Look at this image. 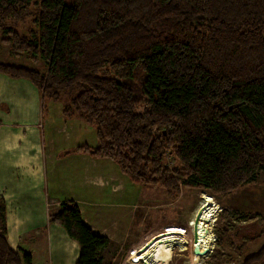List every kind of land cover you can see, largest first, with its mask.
Returning a JSON list of instances; mask_svg holds the SVG:
<instances>
[{
	"label": "trees",
	"instance_id": "16d2710c",
	"mask_svg": "<svg viewBox=\"0 0 264 264\" xmlns=\"http://www.w3.org/2000/svg\"><path fill=\"white\" fill-rule=\"evenodd\" d=\"M0 34L14 57L46 66L0 62V73L28 79L42 111L64 94L63 116L96 127L97 145L70 151L111 159L131 182L174 197L181 181L224 196L264 173V0H0ZM48 223L76 242L75 264H102L110 240L74 201ZM233 223L217 222L216 233L260 232ZM263 257L264 246L242 264ZM0 264H31L8 243L2 197Z\"/></svg>",
	"mask_w": 264,
	"mask_h": 264
},
{
	"label": "rangeland",
	"instance_id": "374dc122",
	"mask_svg": "<svg viewBox=\"0 0 264 264\" xmlns=\"http://www.w3.org/2000/svg\"><path fill=\"white\" fill-rule=\"evenodd\" d=\"M3 40L0 34V62H16L45 72L43 62L34 64L14 57L11 44ZM13 80H0V197L9 210V227L14 226L15 217L28 229L33 227L27 232L25 245L36 264H75L76 242L61 226L48 223L49 213L62 201H74L84 216L108 235L110 241L100 252L102 264H141L140 251L166 238H177L178 242L161 251L162 258L156 264H242L264 246V173H259L255 182L224 196L182 181L175 197L161 184L133 183L111 159L70 151L84 143L97 145L96 127L78 115L63 116L62 108L67 102L64 94L57 102L46 100L42 111L40 91L28 79ZM29 91L33 95L28 96ZM5 100L14 103L15 109L28 110L24 116L27 137L20 141L14 135V131L22 133L20 124L14 123L13 129L4 126L12 116L7 115ZM25 153L32 158L36 155L37 163L32 164V169H37L35 173H25L26 169L14 163ZM170 159L169 154L164 155L167 168L176 166ZM224 208L227 211L223 212ZM233 210L247 219L231 215ZM224 218L228 222L234 219L233 225L247 231L258 227L260 232L245 241L244 237L230 241L224 233L218 235L215 231L214 225ZM240 234L243 236L242 229ZM217 247L221 254L207 261ZM253 264H264V257Z\"/></svg>",
	"mask_w": 264,
	"mask_h": 264
},
{
	"label": "crops",
	"instance_id": "0c3cea01",
	"mask_svg": "<svg viewBox=\"0 0 264 264\" xmlns=\"http://www.w3.org/2000/svg\"><path fill=\"white\" fill-rule=\"evenodd\" d=\"M20 59H22V58H20ZM13 64H18V63L14 62ZM18 65H20V64H18ZM0 80H5V81L11 80V81H15V80H13V78H11V77H9V76H7L5 74H2V73H0ZM31 95H33V93L29 91L28 92V96H31ZM37 96H38V94H35V99L36 100H37ZM5 103L7 104V106H6L7 115L9 116L12 113V116H10L7 121H5V123H4L5 125L4 126H6L7 128L13 129V128H15L14 123L17 126H18V124H20L21 125L20 131L22 133L15 132L14 131L15 139L18 140V141H20V139H23V138L27 137V135L25 133L26 132L25 129L27 128L26 127L27 125L25 123L24 116H25V113L28 110L25 109L24 107L21 108V109H15L14 108L15 107V104L12 103L9 100H5ZM8 104L10 105V108L8 107ZM20 119H21V121L18 122ZM0 124L2 125V120H0ZM23 132H24V134H23ZM31 134L32 133L29 134V137H30ZM33 156L34 157L32 158L29 153H25L24 155L16 158V160L14 161V163L17 164V167H22V168L26 169V172L25 173H29V172L30 173H35V171H37V169L36 170L35 169H32V167H33L32 164L37 163V158H36V155H33ZM27 164H29V167H27ZM79 209L81 211V215H82L83 221L87 225H89L93 229V231H95L98 234H102V235H105L106 234L102 229L97 228L90 221V219L88 218L87 215H86V217L84 216L83 211L81 210V208H79ZM6 216H7V224H8V226H7V229H8L7 236H8V238L7 239H8V243H9L10 247L12 249H14V250H16V249L19 248V249H22V250H25V251L30 252V254H31V264H36V260H35L34 256H32V253H31L32 251L30 249H28L26 247V245H25L26 241L28 240L26 236L29 235V234H27V232H28V230H32L33 227H30L28 229V226H26V224H23V225L21 224V222L19 220L20 218H18V217H15L14 226L11 225L9 227V219L8 218H10V217H9V210L7 208H6ZM110 239H111V241L113 240L112 238H110ZM176 242H178V239L177 238H166V239L159 240L158 242H155L154 244L150 245L149 249H147L145 251V254L143 255V257L141 259H139V262L141 264H149V263H151L150 261L153 260L154 256L158 252V250L160 251L165 246H168V245H172L173 246V245L176 244ZM189 264H192V263L189 262Z\"/></svg>",
	"mask_w": 264,
	"mask_h": 264
},
{
	"label": "bare ground",
	"instance_id": "6f19581e",
	"mask_svg": "<svg viewBox=\"0 0 264 264\" xmlns=\"http://www.w3.org/2000/svg\"><path fill=\"white\" fill-rule=\"evenodd\" d=\"M169 243V242H168ZM172 247V245H168V246H165L162 250H158V252L156 253V255L154 256V258H153V260H151L150 262L151 263H149V264H156L157 263V261H158V258L160 259V258H162V257H159V254H160V252L162 251H167L168 249H170ZM145 249H143V250H141L140 251V253L138 254V258L139 259H141L142 257H143V255L145 254ZM204 250H202V252H203ZM166 254V253H165ZM138 259V260H139Z\"/></svg>",
	"mask_w": 264,
	"mask_h": 264
},
{
	"label": "flooded vegetation",
	"instance_id": "af4514ba",
	"mask_svg": "<svg viewBox=\"0 0 264 264\" xmlns=\"http://www.w3.org/2000/svg\"><path fill=\"white\" fill-rule=\"evenodd\" d=\"M227 236L228 238L230 237V241H234L235 239H240L241 237V234H240V230L239 229H235V228H231L229 230V232L227 233ZM238 242V241H237Z\"/></svg>",
	"mask_w": 264,
	"mask_h": 264
},
{
	"label": "water",
	"instance_id": "95a60500",
	"mask_svg": "<svg viewBox=\"0 0 264 264\" xmlns=\"http://www.w3.org/2000/svg\"><path fill=\"white\" fill-rule=\"evenodd\" d=\"M195 235H196V231H195V228H194V239H196ZM227 236H229V235H227ZM229 240H230V237H229ZM237 245L239 246V243H237Z\"/></svg>",
	"mask_w": 264,
	"mask_h": 264
}]
</instances>
